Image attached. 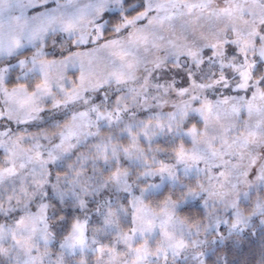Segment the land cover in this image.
I'll return each mask as SVG.
<instances>
[{
    "label": "snow or ice",
    "instance_id": "obj_1",
    "mask_svg": "<svg viewBox=\"0 0 264 264\" xmlns=\"http://www.w3.org/2000/svg\"><path fill=\"white\" fill-rule=\"evenodd\" d=\"M0 264H264V0H0Z\"/></svg>",
    "mask_w": 264,
    "mask_h": 264
}]
</instances>
